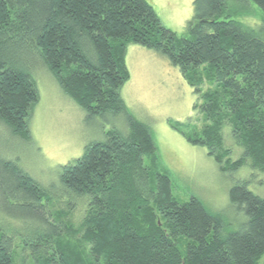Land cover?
<instances>
[{
  "label": "trees",
  "instance_id": "obj_1",
  "mask_svg": "<svg viewBox=\"0 0 264 264\" xmlns=\"http://www.w3.org/2000/svg\"><path fill=\"white\" fill-rule=\"evenodd\" d=\"M237 1L245 10L257 6L262 24L236 19L227 0H194L180 38L147 0H0V125L10 135L31 141L29 121L40 100L30 67L19 63L26 52L88 119L125 115L130 127L128 135L108 132L62 166L60 183L50 189L16 161L0 159V211L25 226L21 235L0 228V264L260 263L264 197L249 181L230 189L231 204L244 216L239 223L196 196L179 200L151 128L121 97L131 77L128 46L159 53L195 88L203 121L201 129L172 126L207 148L222 172L249 163L264 174V0ZM227 126L244 149L236 161ZM79 201L85 209L76 219Z\"/></svg>",
  "mask_w": 264,
  "mask_h": 264
},
{
  "label": "rangeland",
  "instance_id": "obj_2",
  "mask_svg": "<svg viewBox=\"0 0 264 264\" xmlns=\"http://www.w3.org/2000/svg\"><path fill=\"white\" fill-rule=\"evenodd\" d=\"M147 1L165 27L180 38L187 35V26L194 14V0ZM227 1L229 7L237 11L236 19L253 27L262 24V12L257 6L249 4L245 10L237 0ZM126 60L131 77L123 86L121 97L131 115L151 128L161 167L169 172L174 182L175 197L188 201L196 196L210 211L222 213L228 221L242 222L244 216L231 204L229 191L236 183L249 181L248 188L264 197V174L253 170L249 163L237 171L222 172L215 159L208 155L207 148L189 143L172 126V123H192L201 129L203 121L195 109L198 102L195 88L167 58L131 44ZM19 63L30 67L40 100L29 121L31 141L10 135L0 125V159L16 161L45 188L57 186L62 166L77 161L88 146L105 140L108 132L130 133L125 115L88 119L86 112L63 92L44 63L31 53H22ZM207 88H210L208 84L201 87L202 91ZM224 137L232 151L231 159H240L244 149L232 138L229 126L224 129ZM84 209L85 205L79 201L76 219L81 217ZM0 228L13 231L15 235L25 233L22 222L8 218L1 211ZM239 228L235 225L232 230Z\"/></svg>",
  "mask_w": 264,
  "mask_h": 264
},
{
  "label": "crops",
  "instance_id": "obj_3",
  "mask_svg": "<svg viewBox=\"0 0 264 264\" xmlns=\"http://www.w3.org/2000/svg\"><path fill=\"white\" fill-rule=\"evenodd\" d=\"M259 264H264V256L260 259V263Z\"/></svg>",
  "mask_w": 264,
  "mask_h": 264
}]
</instances>
